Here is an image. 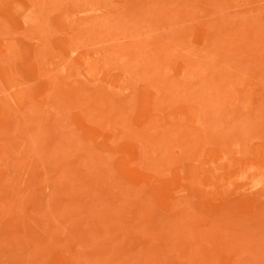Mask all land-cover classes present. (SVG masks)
<instances>
[{
    "label": "rangeland",
    "instance_id": "rangeland-1",
    "mask_svg": "<svg viewBox=\"0 0 264 264\" xmlns=\"http://www.w3.org/2000/svg\"><path fill=\"white\" fill-rule=\"evenodd\" d=\"M0 264H264V0H0Z\"/></svg>",
    "mask_w": 264,
    "mask_h": 264
}]
</instances>
